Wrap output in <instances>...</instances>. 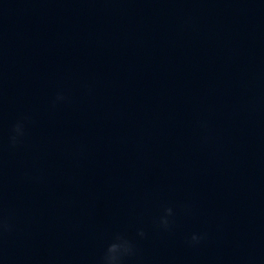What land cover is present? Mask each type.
I'll list each match as a JSON object with an SVG mask.
<instances>
[{
    "label": "clouds",
    "instance_id": "1",
    "mask_svg": "<svg viewBox=\"0 0 264 264\" xmlns=\"http://www.w3.org/2000/svg\"><path fill=\"white\" fill-rule=\"evenodd\" d=\"M56 99L63 100L62 95H57ZM12 135L9 137L11 146H16L20 139L24 136V125L22 122H17L12 128ZM173 215V209L171 207L165 208L164 215L159 219V225L167 230L170 227L169 217ZM11 224L7 218L0 215V234L10 231ZM139 236H144V232L141 230L138 232ZM204 239V234L193 233L188 243L192 246L198 245ZM135 254V249L132 241L125 235L121 233H116L111 242L108 243L106 249L104 250L101 258L100 264H124V260Z\"/></svg>",
    "mask_w": 264,
    "mask_h": 264
}]
</instances>
